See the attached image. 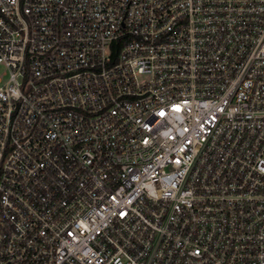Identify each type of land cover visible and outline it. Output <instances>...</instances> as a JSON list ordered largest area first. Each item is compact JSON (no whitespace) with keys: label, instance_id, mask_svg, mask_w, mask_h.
<instances>
[{"label":"built area","instance_id":"2783aa9c","mask_svg":"<svg viewBox=\"0 0 264 264\" xmlns=\"http://www.w3.org/2000/svg\"><path fill=\"white\" fill-rule=\"evenodd\" d=\"M0 264H264V0H0Z\"/></svg>","mask_w":264,"mask_h":264},{"label":"rangeland","instance_id":"374dc122","mask_svg":"<svg viewBox=\"0 0 264 264\" xmlns=\"http://www.w3.org/2000/svg\"><path fill=\"white\" fill-rule=\"evenodd\" d=\"M6 69L4 66H0V77H5Z\"/></svg>","mask_w":264,"mask_h":264}]
</instances>
